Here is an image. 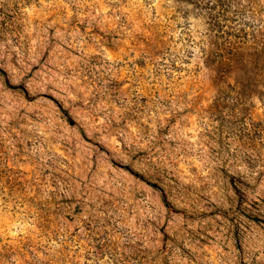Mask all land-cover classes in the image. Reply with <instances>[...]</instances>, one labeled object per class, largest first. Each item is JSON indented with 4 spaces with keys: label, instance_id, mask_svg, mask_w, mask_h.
Returning <instances> with one entry per match:
<instances>
[{
    "label": "rangeland",
    "instance_id": "obj_1",
    "mask_svg": "<svg viewBox=\"0 0 264 264\" xmlns=\"http://www.w3.org/2000/svg\"><path fill=\"white\" fill-rule=\"evenodd\" d=\"M0 264H264V0H0Z\"/></svg>",
    "mask_w": 264,
    "mask_h": 264
}]
</instances>
